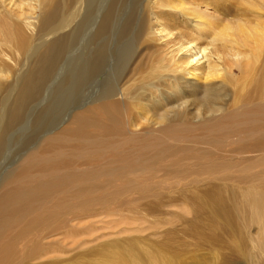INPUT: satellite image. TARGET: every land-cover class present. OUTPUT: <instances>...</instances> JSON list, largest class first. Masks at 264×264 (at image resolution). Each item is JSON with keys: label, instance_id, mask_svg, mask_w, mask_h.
<instances>
[{"label": "bare ground", "instance_id": "6f19581e", "mask_svg": "<svg viewBox=\"0 0 264 264\" xmlns=\"http://www.w3.org/2000/svg\"><path fill=\"white\" fill-rule=\"evenodd\" d=\"M145 2L135 24L128 11L118 26L124 39L130 29L133 34L125 45L116 38L123 49L113 53V87L74 111L57 132L37 137L10 167L0 168V264H29L41 252L46 232L93 211L124 207V196L157 194L171 179L187 176L211 180L221 168L264 166V0ZM123 4L0 0V158L12 144L9 132L23 123L28 105L78 35L88 52L69 61L65 80L75 91L95 78L108 60L105 42L109 34L113 38L109 28ZM233 208L264 221L262 194L242 193ZM223 212L219 201L210 215ZM193 233L204 236L206 230ZM261 235L264 242V231ZM107 246L97 251L95 263L84 264H172L160 248H130L120 241Z\"/></svg>", "mask_w": 264, "mask_h": 264}, {"label": "rangeland", "instance_id": "374dc122", "mask_svg": "<svg viewBox=\"0 0 264 264\" xmlns=\"http://www.w3.org/2000/svg\"><path fill=\"white\" fill-rule=\"evenodd\" d=\"M145 3V0H140L139 2L138 0H125V6L123 4L124 8H122L120 15L112 27L109 28L111 30L108 33H112L111 37L114 39L110 38L109 34L105 42V54H107L108 62L106 61L102 65V70H99L95 78L89 79V82H85L82 84V87L80 86L81 88L79 87L74 91L69 81H67V75L70 72L69 61H76V58L81 53L86 52L87 54L88 52V49L84 51L81 46V34L85 33V26L82 27V32L80 31L81 33H79L81 36L79 37L78 35L74 42H72L73 48L70 45L66 49V53L69 52L73 56H70L69 53L66 55L64 52L58 64L59 67L53 68V74H50V79L47 80L42 93L37 98L38 100L34 99L28 105V111L26 109V113L22 117L23 123L21 122L17 126L18 129L14 128V131L11 130L9 132V134H12L9 143L12 142V144H6L7 148L8 146L9 148L7 150L5 147L4 153L2 152L0 168L10 167L11 164L17 161L19 155L21 156L30 145L32 146L35 143L37 137L57 132L69 121L75 112L80 111L82 107L94 100L101 99L106 92V87H113L112 84L114 85L117 79L116 70H113L116 65V60L113 59L115 57L114 54L116 55L117 52L123 49L122 46L126 44V41L132 39L130 36L132 37L131 34H133L130 29L128 31L130 36H127L128 40L124 39L122 34L117 33V30H120L118 26L128 11L133 16L132 19L135 24L136 19L142 15L141 12L146 10H144ZM59 12L61 13L62 10ZM134 14L136 15L134 16ZM137 14L139 15L137 16ZM123 15L124 17H122ZM116 38L123 45L118 43ZM110 42L113 44L111 45ZM78 46H81V48ZM118 46L120 51L118 50ZM74 48H78L79 51ZM132 48V50H135V45ZM114 60L115 62L112 63ZM75 64L74 62L71 66L74 67ZM112 64L114 68H110ZM109 68L114 72H111ZM58 69L59 71H57ZM62 72H65V74ZM60 78H62V81H60ZM51 108L53 112L50 111ZM54 108H56V112ZM40 114L44 115L45 120L40 122L44 126H40V123L36 124L35 122V119ZM24 119L29 123H26ZM24 122L26 127H22L25 126ZM3 169H0V172ZM187 172L192 174L194 170L188 167ZM218 172L220 173L214 175L211 180H207L206 176L199 178L187 176L185 177L187 178L185 181L181 180L182 182L171 179L167 184L157 189V194H149L144 198H135L136 194L133 197L127 198L124 196L120 198V202L127 205L111 210L112 212L110 210H98L86 216L73 218L68 223L70 228L66 225L61 227L62 229L58 228V230L56 229L44 234L45 238L41 240L43 244L42 250L37 255L38 257H35L34 260L32 259L33 261L31 260L29 264H84L88 260L95 263L97 261L96 253L102 246L106 247L110 243L118 241L125 242L130 248H160L164 254L163 256L167 254L172 257V264L176 260L183 264H264V242L261 235L264 231V221H256L251 217L249 212H241L233 208L234 204L240 203L242 193L253 191V193L264 195V166L226 167L218 169ZM196 193L199 196L193 197ZM219 201H221L224 209L223 214L211 216L210 210L218 207ZM190 204H194L193 206L197 209L195 212L192 210ZM122 212H125L127 216ZM70 224L74 226L71 227ZM81 227H83L84 231L81 230ZM200 227L206 230L204 236H198L193 233L194 229L198 230ZM127 231L130 232L126 233ZM135 231L136 233H134ZM117 236L120 240L116 238ZM207 241L217 242L220 248L214 247ZM60 251H62V254L65 252V254L61 255ZM48 253L50 255H47ZM81 258L86 259L83 261Z\"/></svg>", "mask_w": 264, "mask_h": 264}]
</instances>
